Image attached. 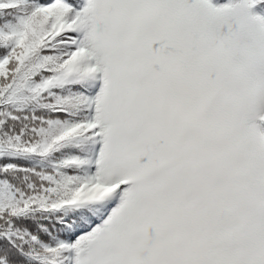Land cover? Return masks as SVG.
<instances>
[{
    "label": "snow or ice",
    "instance_id": "obj_1",
    "mask_svg": "<svg viewBox=\"0 0 264 264\" xmlns=\"http://www.w3.org/2000/svg\"><path fill=\"white\" fill-rule=\"evenodd\" d=\"M0 264H264V0H0Z\"/></svg>",
    "mask_w": 264,
    "mask_h": 264
}]
</instances>
